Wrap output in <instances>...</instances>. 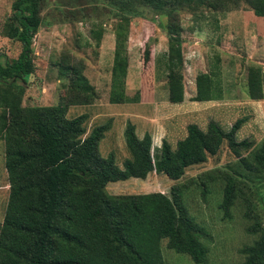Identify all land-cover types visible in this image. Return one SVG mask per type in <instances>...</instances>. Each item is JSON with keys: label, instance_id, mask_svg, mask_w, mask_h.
Instances as JSON below:
<instances>
[{"label": "rangeland", "instance_id": "374dc122", "mask_svg": "<svg viewBox=\"0 0 264 264\" xmlns=\"http://www.w3.org/2000/svg\"><path fill=\"white\" fill-rule=\"evenodd\" d=\"M165 1L161 7L152 4L156 7L150 8L133 3L130 14H119L118 0H46L43 25L32 45L34 73L18 83L24 88L21 106L52 107L67 101L66 118H85L84 137L94 129L106 128L98 144L99 154L102 158L113 155L120 170L131 157L124 137L129 124L138 139L151 137L150 155L156 156L164 142L175 150L189 125L206 131L213 122L228 134L242 120L235 140L247 143L246 147L237 150L224 139L215 155L187 168L177 181L152 172L145 187L136 179L106 186L109 195L154 192L173 198L174 191L187 217L206 232L200 238L208 250L205 264H239L244 260L241 249L259 236L248 229L260 226L264 230V172L255 176L245 165H253L254 153L264 139V98L253 100L247 91L257 74L264 97V17L256 16L246 0H219L200 7ZM13 2L0 0V56L9 61L17 59L21 50L18 42L3 34ZM260 7L264 9V5ZM171 26L182 39L183 100L179 104L168 101L167 29ZM118 42L122 43L125 66L122 86L113 80L112 70L118 64ZM74 72L86 80L87 94L71 89ZM200 75H205L200 88L211 91V101H197ZM118 87L129 102H110V93ZM257 90L253 95L260 94ZM225 175L238 184L229 218L220 208L225 199ZM9 192L5 147L0 140V230ZM248 212L253 213L252 219L245 218ZM161 255L164 264H196L189 256L168 249L166 240L161 242Z\"/></svg>", "mask_w": 264, "mask_h": 264}, {"label": "trees", "instance_id": "16d2710c", "mask_svg": "<svg viewBox=\"0 0 264 264\" xmlns=\"http://www.w3.org/2000/svg\"><path fill=\"white\" fill-rule=\"evenodd\" d=\"M218 1L173 0L186 7ZM246 1L256 16L264 17V9L260 7L263 0ZM45 2L14 0L3 29L4 36L18 42L21 50L15 60L0 56V140L4 142L10 189L0 230V264H164L163 240L167 241L168 249L189 256L196 264H205L208 250L200 238L206 232L187 217L174 191H171L173 198L162 193L109 195L106 186L129 179L145 180L152 172L177 181L187 168L203 164L209 155H215L224 139L237 150L246 147L247 143L235 140L243 121H237L228 134L213 122L206 131L189 125L186 137L177 143L175 150L164 142L156 156L150 155L151 137L138 139L134 126L129 124L124 137L131 157L120 170L113 155L102 158L99 154L98 144L106 128L94 129L84 137L85 118H66L67 101L52 107L21 106L24 88L18 83L34 73L32 45L43 25ZM133 3L139 8H150L156 7L152 4L161 7L167 1L118 0V13L130 14ZM174 32H178L175 27H168L166 79L168 101L179 104L183 100L182 39ZM120 46L122 43L118 42V64L112 69L118 86H122L125 67ZM74 75L71 89L87 94L90 88L86 80L75 72ZM254 75L247 86L248 95L253 100H262L261 84L257 74ZM204 78L205 75H200L196 80L197 101L213 100L211 91L200 88ZM256 89L260 92L257 96L253 95ZM109 100L120 104L130 99L124 98L118 87L112 90ZM253 162L245 164L247 172L254 171L255 176L264 172V139L254 153ZM225 176V199L220 208L229 218L228 208L238 184L231 175ZM251 214L248 212L245 218L252 219ZM248 233L259 236L252 245L241 249L244 260L239 264H264V230L257 226L249 228Z\"/></svg>", "mask_w": 264, "mask_h": 264}, {"label": "crops", "instance_id": "0c3cea01", "mask_svg": "<svg viewBox=\"0 0 264 264\" xmlns=\"http://www.w3.org/2000/svg\"><path fill=\"white\" fill-rule=\"evenodd\" d=\"M155 174V173H154ZM151 176V175H150ZM149 176V177H150ZM147 179V178H146ZM136 180H140V179H136ZM142 183H139L141 186H146V185H149V184H147L146 183V181L145 180H140ZM122 182H124V181H122ZM110 184V183H109ZM152 184V183H151ZM154 193V192H153ZM125 194H128V193H125ZM162 194H164V193H162ZM112 195V194H111ZM128 195H140V194H128Z\"/></svg>", "mask_w": 264, "mask_h": 264}]
</instances>
